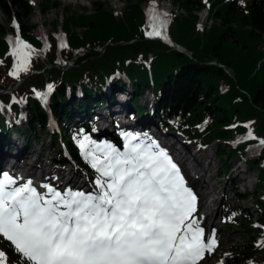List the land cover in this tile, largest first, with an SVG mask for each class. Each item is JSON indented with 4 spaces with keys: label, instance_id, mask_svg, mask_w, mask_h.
<instances>
[{
    "label": "trees",
    "instance_id": "16d2710c",
    "mask_svg": "<svg viewBox=\"0 0 264 264\" xmlns=\"http://www.w3.org/2000/svg\"><path fill=\"white\" fill-rule=\"evenodd\" d=\"M129 2L119 16L102 1L82 13L66 9L64 46L56 34L45 43L34 32L37 25L23 28L29 48L22 51L28 53V62L27 71H20L18 78L11 75L16 65L10 54L14 47L0 27V140L26 135L28 147L33 143L50 147L49 156L59 167L65 161L60 140L65 144L67 140L73 162L90 171L79 144L94 132L90 117L95 109L115 103L120 90L130 91L131 108L143 119L149 110L141 97L151 91L161 127L202 147L215 145L227 175L235 159L257 173L252 192L242 194L234 187L238 202L252 201L257 217L238 205L227 219L232 227L243 229L247 241L223 251L218 264H264V146L258 156H247L249 145L264 140V0H174L189 15L173 16L165 34L192 52L191 58L147 35L151 29L142 3ZM59 3L45 0L39 12L46 14ZM207 6L215 24L202 32L195 12ZM0 10L10 19L14 13L28 19L35 12L31 0H0ZM61 22L62 18L56 22V30ZM97 48H105L104 53ZM34 51L43 52L45 58ZM71 60V67L60 66ZM215 61L231 69L235 79ZM17 81L22 83L12 91ZM47 107L63 136L51 135ZM21 112L27 120L22 127L17 124ZM75 115L80 116L78 121ZM240 135L247 140L234 147L232 141ZM49 137L47 144L43 138Z\"/></svg>",
    "mask_w": 264,
    "mask_h": 264
},
{
    "label": "snow or ice",
    "instance_id": "6c2138e0",
    "mask_svg": "<svg viewBox=\"0 0 264 264\" xmlns=\"http://www.w3.org/2000/svg\"><path fill=\"white\" fill-rule=\"evenodd\" d=\"M166 25L149 13L152 31L146 34L166 38ZM28 48L17 36L10 53L17 78L27 71L22 50ZM79 147L97 174L93 192L47 187L42 194L31 180L17 186L15 178L0 174V237L22 264H198L212 251L214 234L205 243L204 229L192 218L196 196L154 142L128 135L119 151L85 136ZM6 261L0 251V264Z\"/></svg>",
    "mask_w": 264,
    "mask_h": 264
},
{
    "label": "rangeland",
    "instance_id": "374dc122",
    "mask_svg": "<svg viewBox=\"0 0 264 264\" xmlns=\"http://www.w3.org/2000/svg\"><path fill=\"white\" fill-rule=\"evenodd\" d=\"M44 1L45 0H31L32 5L34 6L35 12L28 19L20 18L17 13H14L13 19H10L6 15H4L2 11L0 10V27L2 31L5 32L6 38L9 39L12 37V35H10V32L12 31L10 30V28L13 27L15 18L19 19L22 29L27 28L30 25H37V28L35 29L34 32L40 38L41 37L45 38V36H49L50 34H56L57 37H60V36H64V31L62 29V23H63V16L65 15L67 16L66 9H73L74 11L82 13V12H85L84 9L86 8L88 10H91L94 2L102 1L105 5L108 6V8L113 10L117 16H119V15H122V13L126 10V6L130 4L129 0H58L60 3L57 9H53L46 14H42L39 12V9H40V3ZM133 1L141 2L146 12L149 11L156 4H158L159 6L158 9H161L162 11H169L172 6L175 8H178V5L174 2V0H133ZM61 18H62V22L59 23L58 30H56V22L61 20ZM169 36L170 35L167 34L165 37L168 38ZM96 50L100 52L103 51V49H100V48H97ZM83 55L84 54H79L80 57ZM40 56L42 57V59L45 58L43 53H40ZM73 63H74V60H71L69 62L70 65H73ZM22 81H17V84L13 87L12 91L16 90V88L18 87V85L22 83ZM128 93H129V97H128L129 109H127V112L131 113V115H133L134 118L136 117L139 118L140 116H138L135 113V111H133L131 108L132 94L130 93V91ZM147 94L149 95L150 101H149L148 108L147 107L146 108L149 111L147 112L146 115L145 114L144 115L146 117L147 115H149L150 112H152L153 122L154 124H157V127L149 130L148 128L149 125H145L144 123H142V125L134 129V135L139 136L140 139L144 141L146 144H150L152 143V141L157 143L158 141L160 145H164L165 140L162 139L163 138L162 136H159V133H160L161 135L168 137L170 142L177 140L178 142H180V144H184L186 148L190 147L193 151L198 152L199 153L198 155L200 157L201 156L204 157L203 159L204 163H207V164L211 163L212 170L209 172L208 177L210 175H212L213 177L211 181V185L213 186V188L210 187V188H207L206 190L200 189L199 191L195 192L191 189L192 183L189 180L192 177H194V173H190V178L187 179L183 169H181V167H179L177 163L173 162V159L170 158L172 162L176 164V166L180 170V174L183 176L184 181H185V186L188 187L193 192V194L196 196V212L193 214L192 218L197 220L200 214L203 213V209H201V205L207 201L211 202V200L213 199L211 195L214 190L218 191L219 189V191H221L226 188L228 192L227 200H225V203L222 207L221 216L218 220V225H217L218 227L211 231V228H208L207 226L201 227L202 224L200 225V227L204 229L205 243H208L209 238L213 237V234H214L215 247L212 249L211 252L205 251L203 258L199 260L198 264H208V262H210V264H218L220 257L224 255L223 251H227L230 247H232V245H241L247 241L245 232L243 231L242 228L232 227L227 222V219L231 214V210L233 209L235 211V209L239 205L240 207L244 209H249L251 213L253 214L254 218L257 217V214L254 211L255 207H254L253 202L250 200L244 201L242 203L238 202V200L236 199V192L234 191L232 185L238 188V191L242 194H247L248 192H252L257 182V173L255 171H247L248 173H245L246 166L243 165V161H238L235 159L232 164L233 169L231 170L230 174L229 175L225 174L224 171L222 170V164L218 160V157L216 155V146L214 145V146H209L208 148H204L198 142H192L190 140H186L182 136L161 127L160 121L156 118V115L153 109V94L151 91H148V90L145 92L144 95H147ZM141 104L143 106L146 105L144 96L141 97ZM99 111L104 112L103 110H97L96 112L98 113ZM90 118L95 122L92 115ZM79 119H80V116H76V115L74 116V121H78ZM124 121L128 123V120L126 118L124 119ZM22 122H23V117L19 119V123H22ZM23 124H26V121ZM49 126H52L54 129L51 130ZM47 127L50 129L51 135H54V133L57 132V126L52 121L51 123H49V125L47 122ZM143 128H145L146 130H144ZM112 129L113 130H112L111 135H97L96 134L97 128L95 129V126H94V132L92 134H87L85 136L90 138V140L93 142V145L110 144L113 147L117 148L119 151H124L127 134H125L124 130L118 125L116 126L114 125V128ZM144 132L148 133V138H143L142 134ZM14 140H15L14 138L12 141H9V142H3V141L1 142L0 140V144H5L11 153H14L15 151H18L22 154L30 153L34 155L35 158L38 159V162L40 164L52 162V165L54 168H57V169L59 168V166L54 165L55 163H53L52 158H48L50 147L48 148L47 145L43 146V144L33 143L31 147H28L26 145L27 144L26 135L22 139H17V140H20L18 142L17 140L16 141ZM49 140H50V137L47 139L43 138V141L47 144L50 143ZM133 142L137 143L139 141H133ZM66 144H67V140H66ZM66 144L64 143V146H66ZM160 145H159L158 150H163L162 146ZM61 147L64 148L63 146L60 145V149ZM177 148H180V145H177ZM154 150H157V149H154ZM163 151L166 152L168 156H171L169 148ZM254 152L255 151H251L250 149H248L247 156L248 157H251L253 155L258 156V154ZM40 157L43 159H40ZM187 157H188V160L186 161V163L188 166L195 163V159L193 156L188 155ZM262 166L264 167V162L262 163ZM237 167H240L241 169L240 171L241 174L239 175V179L246 180L245 183H241V182L239 183L238 181L234 182V180H232L235 177V175L239 173ZM66 169H70V170H74L75 172H78L79 173L78 176L80 177L79 181H82V182H84L85 179L94 180V178L97 175L93 169L90 171H85L84 169L78 167V165L73 162L72 157H69L68 155H65V161L60 166L57 173L61 172L62 174H64ZM46 185H47L46 188L44 187L45 191L47 187L55 188L52 182L50 183L48 182ZM91 185H92V188H94L95 190L94 181L91 183ZM85 189L87 188L84 187L83 191ZM72 191L75 192L76 190H72ZM216 197H219L220 199H222V196L220 193H218ZM216 207L217 206L213 207V211L219 208L217 207L216 209ZM0 251H3L6 253V256H7L6 264H22V257L14 251L13 247L10 245V242L7 241L6 239H3L2 237H0Z\"/></svg>",
    "mask_w": 264,
    "mask_h": 264
},
{
    "label": "bare ground",
    "instance_id": "6f19581e",
    "mask_svg": "<svg viewBox=\"0 0 264 264\" xmlns=\"http://www.w3.org/2000/svg\"><path fill=\"white\" fill-rule=\"evenodd\" d=\"M152 10H155L152 9ZM166 11H160V13H157L159 15V19H164ZM174 12L176 15H187V13L183 10L178 8L174 9ZM206 12V13H205ZM199 21H198V27L200 30L209 29L212 26V21H209L208 17V10H203L199 13ZM160 38V36L158 37ZM128 97L129 93L125 90H120L118 92V98L117 103L115 105H108L104 108H97V110H103L99 111L98 113L93 115V118L95 120V129L97 135H111L112 128H114V125L120 126L125 134L134 135V129L142 123L149 125L150 130L155 127H157V124L153 123V113H149L147 117L144 119H138L133 118L131 119L130 113L127 112V109H129V103H128ZM149 96L145 97V103L149 101ZM128 120V123L124 121V119ZM159 136H162L163 140H165L164 145H160V143L157 141L154 142L155 145L162 146V148H169L171 156H168L169 158L173 159V162L177 163L181 169L185 172V175L187 179L190 178V173H194V177L189 179L192 183L191 189L193 191H199L206 190L207 188H213L211 185L212 181V175L208 177L209 172L212 170L211 163L207 164L204 163L203 156H199L198 152L193 151L190 147L186 148L184 144H180L177 140L169 141V138L166 136H163L159 133ZM152 141V140H151ZM169 141V142H167ZM153 143V141H152ZM177 145H180V148H177ZM163 149V150H165ZM184 151H183V150ZM194 152V153H193ZM193 156L195 159V163L191 164L190 166L187 165L186 161L188 160L187 156ZM173 156V157H172ZM50 158V156H48ZM10 168H18L21 172H24L25 175L29 177V180H33V178H41V181L44 182H52L55 186V189L57 191H60L61 193H64L67 190H76V191H83V188L86 187L87 190L90 192L94 191V188H92L91 183L95 180L91 179H85L84 182L79 181L78 172H75L74 170L66 169L65 173L62 174L61 172L57 173L59 168H54L51 163H45L40 164L38 162V159L35 158L32 154H22L20 152L17 153H11L8 149V147L5 144H0V174L7 173L8 175ZM241 169L238 168V174L235 175V177L232 179L234 182H241L245 183L246 180L239 179V175L241 174ZM21 180H17L18 186L21 185ZM43 185H40L38 188L42 190ZM203 188V189H202ZM220 193L222 196V199L219 197H216V195ZM228 192L225 189L219 191L214 190L211 197L213 198L210 201H207L201 205V209H203V213L200 214L199 218L197 219L199 222V226H207L208 228H211V231L213 229H216L218 226V220L222 213V207L225 203V200H227ZM217 206L219 207L217 210L213 211V207ZM210 264V262H208Z\"/></svg>",
    "mask_w": 264,
    "mask_h": 264
},
{
    "label": "water",
    "instance_id": "95a60500",
    "mask_svg": "<svg viewBox=\"0 0 264 264\" xmlns=\"http://www.w3.org/2000/svg\"><path fill=\"white\" fill-rule=\"evenodd\" d=\"M162 42L168 44L169 46H172L173 48H175L179 53L181 54H185L188 57H192V53L184 48H182L180 45L176 44L175 42H172L170 40H161ZM215 64L218 65L220 68H223L233 79H235V73L231 70V69H226L224 68L222 65L219 64L218 61H215ZM50 68V67H49ZM66 68V67H64Z\"/></svg>",
    "mask_w": 264,
    "mask_h": 264
}]
</instances>
